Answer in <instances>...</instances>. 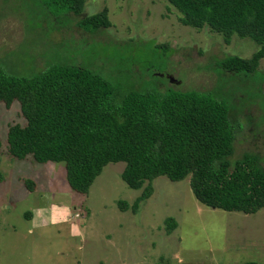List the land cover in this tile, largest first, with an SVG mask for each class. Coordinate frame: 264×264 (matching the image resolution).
Listing matches in <instances>:
<instances>
[{
	"label": "rangeland",
	"instance_id": "obj_1",
	"mask_svg": "<svg viewBox=\"0 0 264 264\" xmlns=\"http://www.w3.org/2000/svg\"><path fill=\"white\" fill-rule=\"evenodd\" d=\"M103 10L111 27L93 32L50 0H0V69L32 77L53 65L82 67L120 97L209 93L231 108V161L255 154L264 167V59L251 74L216 66L229 56L250 59L256 42L234 36L227 43L210 28L185 26L167 0H86L85 15ZM15 124L28 125L20 103L0 104V264H264V209H211L194 197L190 178L163 176L137 214L122 212L118 203L132 205L143 191L122 180L125 163L107 165L89 193L78 194L65 163L8 153ZM168 218L177 225L171 234Z\"/></svg>",
	"mask_w": 264,
	"mask_h": 264
},
{
	"label": "trees",
	"instance_id": "obj_2",
	"mask_svg": "<svg viewBox=\"0 0 264 264\" xmlns=\"http://www.w3.org/2000/svg\"><path fill=\"white\" fill-rule=\"evenodd\" d=\"M167 1L181 13L185 26L210 28L227 43L237 36L259 46L250 59L217 61L218 69L258 70L264 59V0ZM50 2L79 17L84 31L111 27L107 10L85 15L86 0ZM15 102L28 125L10 127L8 153L19 160L65 163L69 185L78 194H88L107 165L122 162V180L143 190L132 205L118 203L122 212L137 214L153 195L154 180L163 176L172 182L190 178L194 197L211 209L245 215L264 209L261 159L245 154L231 161V108L209 93L133 91L120 97L103 77L82 67L53 65L32 77L10 76L0 69V104ZM176 228L168 218L167 233Z\"/></svg>",
	"mask_w": 264,
	"mask_h": 264
},
{
	"label": "water",
	"instance_id": "obj_3",
	"mask_svg": "<svg viewBox=\"0 0 264 264\" xmlns=\"http://www.w3.org/2000/svg\"><path fill=\"white\" fill-rule=\"evenodd\" d=\"M174 81V79H172V82Z\"/></svg>",
	"mask_w": 264,
	"mask_h": 264
}]
</instances>
